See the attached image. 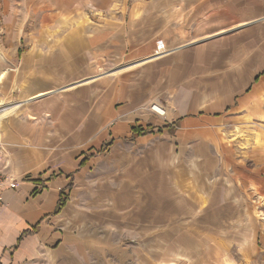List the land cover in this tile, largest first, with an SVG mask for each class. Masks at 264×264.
Listing matches in <instances>:
<instances>
[{"label": "crops", "instance_id": "0c3cea01", "mask_svg": "<svg viewBox=\"0 0 264 264\" xmlns=\"http://www.w3.org/2000/svg\"><path fill=\"white\" fill-rule=\"evenodd\" d=\"M6 2L46 22L37 35L61 39L19 61L7 50L0 64L1 103L15 108L0 118V169L18 181L2 193L0 264H161L175 246L182 255L217 238V214L205 213L215 172L193 121L264 100V0ZM159 40L171 52L152 58ZM122 59L134 62L97 74ZM192 77H212L213 96L201 90L158 124L148 107ZM181 125L189 138L176 142Z\"/></svg>", "mask_w": 264, "mask_h": 264}, {"label": "rangeland", "instance_id": "374dc122", "mask_svg": "<svg viewBox=\"0 0 264 264\" xmlns=\"http://www.w3.org/2000/svg\"><path fill=\"white\" fill-rule=\"evenodd\" d=\"M27 6L23 8L20 2L7 4L6 0H0V64L9 56L12 57V53L9 54L7 50H13L12 59L19 61L30 44L38 42L42 38H46L53 44L55 42L53 40L61 39V37L37 35L46 22L40 23L38 19L33 18V12L27 10ZM47 24L46 26L54 25L49 22ZM65 27L69 26L65 25ZM8 29L24 30L25 35H10ZM164 43L161 40L155 42L152 58L171 52ZM159 44L163 45L162 50H157ZM133 62L130 59L114 61L107 67L100 68L97 74L112 73V71L123 69ZM205 79L207 83H204L202 79L197 80L192 77L191 81H187L188 83L182 81V84L172 85L174 87L171 86L172 93L170 94L174 95L154 101L155 103L150 105L148 110L156 115L155 117L159 120L158 124H172L182 113L188 112L186 110L191 109L192 105L198 101L195 96H199L201 90L204 89L209 95L211 92L213 96V86L218 87V85L208 82L213 80L212 77H205ZM211 101L212 99L207 97L205 104L207 111L212 113L214 108ZM1 102L7 101L0 95V112L8 108ZM152 107H159L166 114L161 116L153 112ZM223 109L224 107H222ZM234 109L236 111H225L226 114L215 119L214 125L211 117H207L205 121L201 118H196L193 121L197 128L195 133L197 139L202 140L206 145L202 156L208 157L207 161H211L210 166L215 172V176L213 174L207 181V185H209L207 190L215 189L214 195L208 197L205 204V209L208 206L207 211L199 212V214L203 215L204 212L208 214L211 210L216 212L215 232L218 233L217 238L215 240L213 235H208L205 238L206 242H203L205 244H199L200 249L198 250L194 249L192 245L183 244L182 255L179 253L176 255L178 251L175 246V249H170L174 252L173 254L167 253L174 260L159 259L163 261L161 264H264V100L259 104L255 102L248 109L243 106ZM150 120L153 121V116ZM233 122L243 125L235 137L233 136L235 133H231L234 131ZM175 132V141L180 142L182 139L189 138L183 126ZM171 134L173 135V133L166 132L164 135L166 138L172 139ZM236 138L237 148H235ZM233 144L234 146H231ZM195 172V175L198 176L197 167ZM250 176L255 180L252 181ZM212 183L213 186H211ZM218 201L221 203V211L214 209V204ZM210 232L213 234V229ZM176 256L180 258L176 259Z\"/></svg>", "mask_w": 264, "mask_h": 264}, {"label": "built area", "instance_id": "2783aa9c", "mask_svg": "<svg viewBox=\"0 0 264 264\" xmlns=\"http://www.w3.org/2000/svg\"><path fill=\"white\" fill-rule=\"evenodd\" d=\"M162 49H163V45L159 44L157 50H162ZM151 110L160 115V113H158L155 107H152ZM6 168L7 166L4 165V167L0 169V205L3 203V194H2L3 190L15 189L18 186L17 178L14 175L6 174L5 173V170H7Z\"/></svg>", "mask_w": 264, "mask_h": 264}, {"label": "bare ground", "instance_id": "6f19581e", "mask_svg": "<svg viewBox=\"0 0 264 264\" xmlns=\"http://www.w3.org/2000/svg\"><path fill=\"white\" fill-rule=\"evenodd\" d=\"M125 68V67H124ZM117 72H120V70H118ZM116 73V72H115ZM2 75L0 76V80L2 79ZM78 84V83H77ZM82 85V84H80ZM72 86V85H71ZM73 87V86H72ZM42 97V95H41ZM37 98V97H36ZM15 110L14 107H11V108H8L7 110H2V112H0V117H3L5 115H7L8 113H11ZM156 110L158 111V113H160L161 116H164L165 115V111L162 112L163 109H160L159 107L156 108Z\"/></svg>", "mask_w": 264, "mask_h": 264}]
</instances>
